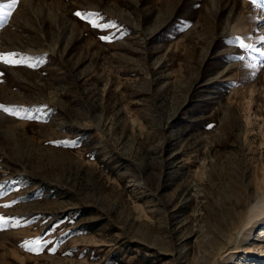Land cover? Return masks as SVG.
I'll list each match as a JSON object with an SVG mask.
<instances>
[{"label": "rangeland", "instance_id": "374dc122", "mask_svg": "<svg viewBox=\"0 0 264 264\" xmlns=\"http://www.w3.org/2000/svg\"><path fill=\"white\" fill-rule=\"evenodd\" d=\"M5 11L0 53L25 62H0V105L35 119L0 110V264H212L262 201L264 44L241 48L230 28L244 14L262 36L264 0H18ZM38 238L39 253L22 246ZM231 246L217 264H264Z\"/></svg>", "mask_w": 264, "mask_h": 264}, {"label": "bare ground", "instance_id": "6f19581e", "mask_svg": "<svg viewBox=\"0 0 264 264\" xmlns=\"http://www.w3.org/2000/svg\"><path fill=\"white\" fill-rule=\"evenodd\" d=\"M263 19L264 17L261 18L260 23ZM230 29L235 38H239V40L243 41L245 44L251 45L250 48L254 47L257 40L258 42L261 40V43H258L259 45L264 44V34L262 36L257 35L254 37L256 30L252 24L246 21L244 14H241L235 20ZM260 197L262 198L260 205L255 206L252 210H249V213L245 218L243 215H240V218L242 216L243 219H241L238 224L233 225L227 235L222 236L223 244L219 245L217 251L220 250V252L214 255V262L212 264H217L218 261L221 260H230L234 257L230 254L233 242H236V248L240 250L241 253L245 254V262L249 261L251 255L255 258H259V260L264 258V232L261 233V241H259V245H257V247L253 250L250 247H245V243L248 238H250L251 232L257 227L261 228V226H264V186L262 187Z\"/></svg>", "mask_w": 264, "mask_h": 264}, {"label": "snow or ice", "instance_id": "6c2138e0", "mask_svg": "<svg viewBox=\"0 0 264 264\" xmlns=\"http://www.w3.org/2000/svg\"><path fill=\"white\" fill-rule=\"evenodd\" d=\"M251 2L253 4H259L260 0H251ZM18 4V0H11V2L9 4H7L4 7H0V26H2L4 23H6V17H10L12 15L11 11H5V7L7 9H15L17 7ZM74 15H76L78 18H80L82 21H87L91 27L93 28H98V27H106V26H102L96 23V21L94 19H91V17L93 16H98V13H82L80 11H77L74 13ZM101 40L103 41H108L110 42V37L108 36H101L100 37ZM239 40V38H237ZM239 46L241 48H250L251 45L245 44L243 41H239ZM20 54L18 53H0V62H3L4 64H9V65H19L24 63V60L19 59ZM36 59V63H29L28 66L29 67H33L35 68L37 66V63H43L42 59L39 58H33ZM239 59H243V57H239ZM0 110H2L4 113L11 115L13 117H17V118H21V119H35V117L31 116V115H27V116H21L20 115V110L17 109L14 106H4V105H0ZM27 111V110H25ZM57 144H75L74 141H59V142H54ZM11 205L9 204H4L2 205V207L4 208H8ZM8 223V220L6 218H4L3 216H0V227H2L4 224ZM13 226H19V221H15ZM45 242H43L41 239H35L33 241H25L24 244L22 245L26 250L32 251V252H36L39 253L42 249H43V245ZM34 245V246H33ZM51 251H54V249H50Z\"/></svg>", "mask_w": 264, "mask_h": 264}]
</instances>
